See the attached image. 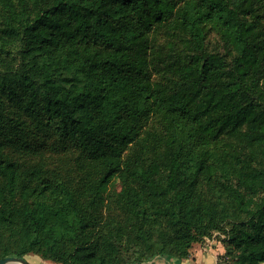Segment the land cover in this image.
<instances>
[{
	"label": "trees",
	"instance_id": "trees-1",
	"mask_svg": "<svg viewBox=\"0 0 264 264\" xmlns=\"http://www.w3.org/2000/svg\"><path fill=\"white\" fill-rule=\"evenodd\" d=\"M211 34L231 62L209 51ZM16 53L20 73L3 71ZM263 83L264 0H0V104L25 100L27 114L0 124V261L121 264L92 233L117 178L149 250L156 227L171 228L179 238L159 253L186 260L230 224L218 264H264V108L252 99ZM18 127L50 129L100 168L87 204L12 160Z\"/></svg>",
	"mask_w": 264,
	"mask_h": 264
},
{
	"label": "rangeland",
	"instance_id": "rangeland-1",
	"mask_svg": "<svg viewBox=\"0 0 264 264\" xmlns=\"http://www.w3.org/2000/svg\"><path fill=\"white\" fill-rule=\"evenodd\" d=\"M226 47L217 35H210L208 40L209 51L220 52L225 55L228 62H231L235 53ZM21 67V58L16 53L9 56L6 66L2 70H13L18 75ZM3 97L0 108L3 103L4 107L7 108L0 117V124L2 123L3 127H5L6 123L10 124L11 119L14 120L15 125H19L27 120V114L24 110L25 100L12 103L5 98L4 94ZM252 99L260 107L264 108V83L260 88L255 89ZM146 126V129L155 128L157 127V121L152 119ZM18 129L23 128L18 127L16 130L13 129L10 138L15 135L16 137L13 140L14 142L10 144L7 153L13 161L19 164L22 171H29L28 173H30L34 168L40 169L48 179L64 183L75 189L81 201L87 204L89 198L85 195L84 184L89 181L94 182L102 173L100 168H96L97 166L90 161L87 155L71 142L59 141L50 129H40L38 136L34 135L35 137L27 135L24 132H19V135H17L16 131ZM23 145L24 149H21ZM132 148L134 147L127 149L124 154L125 158L131 155ZM146 161L149 162L150 158L148 157ZM120 191L121 183L117 178H114L109 192L105 195V204L97 206L93 210L96 227L92 233L95 234L93 237L101 236V241H104L106 246H108L109 242L113 243L121 264H133L131 262L138 259H146L142 264H200V261H204L205 264H214L216 260L212 259L210 253L218 246H221L223 255H225L226 243L229 240L232 229L230 224H225L219 231H215L210 236L200 238L194 242L190 249V256L186 260L178 259L174 254L161 255L159 253L160 250L171 247L167 246L168 243H172L179 238V232L171 228L156 227L152 242L154 245L149 250L144 241L136 237L137 227L127 217L123 209L119 197ZM3 244L12 248L14 247L7 235L3 239ZM25 259L29 264H55L35 254L29 255ZM220 259L221 256H219L218 262Z\"/></svg>",
	"mask_w": 264,
	"mask_h": 264
},
{
	"label": "water",
	"instance_id": "water-1",
	"mask_svg": "<svg viewBox=\"0 0 264 264\" xmlns=\"http://www.w3.org/2000/svg\"><path fill=\"white\" fill-rule=\"evenodd\" d=\"M11 263H21V264H29L24 258H7L0 261V264H11Z\"/></svg>",
	"mask_w": 264,
	"mask_h": 264
},
{
	"label": "crops",
	"instance_id": "crops-1",
	"mask_svg": "<svg viewBox=\"0 0 264 264\" xmlns=\"http://www.w3.org/2000/svg\"><path fill=\"white\" fill-rule=\"evenodd\" d=\"M222 254H223V249L221 248V246H218L216 249L212 250V253H210V256L212 257V259L216 260L214 264H217L218 258ZM200 264H205V263L204 261L203 262L200 261Z\"/></svg>",
	"mask_w": 264,
	"mask_h": 264
},
{
	"label": "bare ground",
	"instance_id": "bare-ground-1",
	"mask_svg": "<svg viewBox=\"0 0 264 264\" xmlns=\"http://www.w3.org/2000/svg\"><path fill=\"white\" fill-rule=\"evenodd\" d=\"M11 264H21V263H11Z\"/></svg>",
	"mask_w": 264,
	"mask_h": 264
}]
</instances>
